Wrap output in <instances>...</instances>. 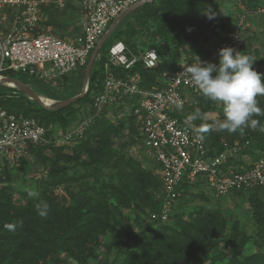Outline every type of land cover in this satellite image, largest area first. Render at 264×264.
<instances>
[{
    "label": "trees",
    "instance_id": "obj_1",
    "mask_svg": "<svg viewBox=\"0 0 264 264\" xmlns=\"http://www.w3.org/2000/svg\"><path fill=\"white\" fill-rule=\"evenodd\" d=\"M65 2L63 9L54 4L43 6L45 16L40 27L62 29L65 22H59L57 16L63 15L65 8L74 2L81 9V0ZM241 3L247 10L245 23L250 14H259L264 19V13L256 12L264 6V0H241ZM238 13L239 7L234 12L222 13L215 0H154L127 14L113 30L93 63L87 92L70 105L48 109L22 92L4 87L7 89L0 93V106L44 125L49 142L31 144L29 157L18 166L5 168L0 175V264H264V197L253 194L264 187L247 194L249 207L244 211L250 216L249 229L240 225L238 218L230 221L231 216L221 209L208 206L212 203L205 191L210 187L203 176H198L195 182H181L180 195L166 221L151 218L160 212L164 196L158 167L143 153L138 157L130 153L138 134L134 116L127 113L137 98L117 97L94 117L81 137L70 144L55 142L95 114L93 102L104 91V65L115 41L124 42L129 57L138 56L145 44L153 47L159 63L146 68L137 60L129 69L110 65L114 76L139 74L141 88H159L161 80L174 74L183 62L207 56L213 38L217 43L223 42ZM245 23L240 29L242 53L261 67L257 72L264 73V54L242 43ZM107 42L108 48L104 50ZM80 68L76 82L66 91L62 86H66L69 78L64 75L58 79L57 87L61 85L64 91L55 92L62 99L80 93L86 64ZM10 75L13 72L2 73L4 77ZM32 87L48 97L39 86ZM192 98L197 103L189 112L192 114L199 108L203 118L197 120L209 128L203 133L208 155L220 153L225 144L242 146L227 161L224 171L228 167L242 171L250 166L244 164L242 156L256 153L253 161L264 152V114L254 115L252 119L259 123L256 127L249 125L242 133L217 132L211 129L224 119L223 106L201 93L193 94ZM256 99L257 106L264 111V96ZM208 113L216 116L207 119ZM30 159L38 168L36 175L30 177V188H22L14 182L21 176L12 171L20 168L25 172ZM58 189L65 193L62 199L56 195ZM233 193L238 199H246L243 191ZM196 198L206 204L194 205L189 201ZM42 202L48 204L47 215L43 217L36 210V205Z\"/></svg>",
    "mask_w": 264,
    "mask_h": 264
},
{
    "label": "built area",
    "instance_id": "obj_2",
    "mask_svg": "<svg viewBox=\"0 0 264 264\" xmlns=\"http://www.w3.org/2000/svg\"><path fill=\"white\" fill-rule=\"evenodd\" d=\"M138 1L81 0V31L70 42L44 32L40 27L45 16L42 7L54 4L63 9L65 0H0V8L6 6L15 10L11 14L13 20L9 28L0 31V76L5 71H11L54 81L72 73L87 64L90 53L113 19ZM240 9L236 23L229 25L228 36L223 42L208 46L209 54L198 57L201 61L218 63V50L223 47H232L244 55L240 29L245 23L247 10L243 4ZM256 12L264 13V6ZM128 52L122 41H115L109 47L108 61L104 65V91L93 102L95 114L66 131L55 140L56 143L70 144L81 137L94 117L117 97H135L137 100L127 113L133 115L136 122L138 135L134 147L141 148L144 155L158 167L162 181L163 204L159 213L152 214V219H168L175 199L180 195L178 188L184 180L195 182L198 176L205 177L217 197L264 187V152L242 171L235 172L230 167L224 171L227 161L236 156L242 146L235 143L228 147L225 144L223 151L210 156L206 152L203 133L196 132L197 128L206 127V123H199L197 119L187 121V116L191 114L188 109L197 103L192 95L200 92L183 71L195 59L183 62L174 74L163 78L161 87L143 89L139 74L116 78L110 71V65L129 69L137 60H141L146 68H153L159 63L156 49L147 47L140 55L131 57ZM253 67L255 70L261 68L255 60ZM178 104L182 108H178ZM47 131L34 118L7 111L0 106V175L5 168L18 166L22 159L29 157L31 144L48 143Z\"/></svg>",
    "mask_w": 264,
    "mask_h": 264
},
{
    "label": "clouds",
    "instance_id": "obj_3",
    "mask_svg": "<svg viewBox=\"0 0 264 264\" xmlns=\"http://www.w3.org/2000/svg\"><path fill=\"white\" fill-rule=\"evenodd\" d=\"M218 57V63L201 61L196 57L190 66H185L183 72L205 98L223 106L224 119L211 130L242 133L249 125L257 126L259 122L252 119L254 115L264 114L257 106L256 99L257 96H264V73L254 69L252 57L242 55L232 47L219 49ZM177 107L182 108V105L178 104ZM202 118L203 114L197 108L187 116V121ZM207 131V127L196 129L197 133ZM36 210L40 216H46L48 204H37Z\"/></svg>",
    "mask_w": 264,
    "mask_h": 264
},
{
    "label": "rangeland",
    "instance_id": "obj_4",
    "mask_svg": "<svg viewBox=\"0 0 264 264\" xmlns=\"http://www.w3.org/2000/svg\"><path fill=\"white\" fill-rule=\"evenodd\" d=\"M215 1L220 5V11L222 13H225V10L229 12L231 11L234 12L236 11V9H238V7L240 9V5H242L241 0H215ZM74 3H72V5H69L68 7L65 8V10L62 12L63 15L57 16V19L59 22L60 21L62 22L63 20L65 22L62 29H58L55 27L43 28L42 26H41V29L44 32L55 35L57 38H60V39L64 38L66 40H69L70 42H73V39L79 33V26L77 25V21L79 20V15L81 11L80 7H76V4ZM14 11L15 10L13 8H9L6 6L0 8V31L2 30L3 27H5V29L9 28L11 24L10 22L13 20L11 14ZM238 14H236V17ZM241 31H242V38H243L242 43H244L245 45L250 44L252 47H256L259 50V52L264 54V19L261 18L259 14H250L249 18L247 19L245 23V28H243V30ZM216 41L217 39L213 38L211 42L216 43ZM108 44H109L108 42L105 43L103 47L104 50L108 48ZM147 47L149 46L146 44L142 46L141 53ZM80 70L81 68H77L72 73L67 74V78L69 79L67 80L66 86L65 84L62 86L63 89L65 87V91L66 89L69 88L71 84L76 82L74 79L76 78L75 76L80 72ZM9 78L12 82L16 84L18 83L28 84L27 82H31L30 84L31 86L37 85L41 89L46 91L48 97L45 96V98L47 97L48 99H51V100H62L61 98L62 95H58V93L55 92V91H60V93H63L64 91L61 88V85L57 87L58 80L44 81V80L39 79L37 76L23 75L21 73H13V75H10ZM1 80L3 79H0V82ZM4 87L5 85H0V93L7 89V88L5 89ZM22 93L31 100H34V98L36 97L38 100H34V101L37 102V104H39L40 106L46 107L48 109H52L51 105L47 103V101L44 99V96L41 93L38 94L36 91L35 92L32 91L29 93H24V92ZM215 116H216V113H208L207 119L213 118ZM130 153L138 157V156H141V153H143V151L141 148L133 147L130 149ZM256 156H257L256 153H251L249 156H247V158L248 160L249 159L251 160V159H254ZM30 160L31 161L27 163L28 167L25 168V172H23V170H21L20 168H16L12 171L13 173H16L17 175L21 176L20 178L16 177V179H14V182L22 185V188L23 187L30 188V183H31L30 177L36 175L35 170L36 168H38L34 166V164L32 163V159ZM205 192L209 195L210 201L212 203V205H208V206L212 207L213 209L215 208L221 209L229 217L231 216L230 221L232 219L238 218L240 225H244L247 229L250 228V222L248 219V217H250L249 213L244 211L247 209V207H249V204L247 202V198H248L247 194H249L248 193L249 191H243L244 192L243 195L246 196V199L245 197H242V198L240 197L241 200L236 198L233 192H230L227 195L219 196V197H217L213 193V191L208 188ZM253 194H256L263 198L264 189L259 188ZM56 195H58L60 199L65 197V193L63 192L62 189L56 190ZM16 196H19V195L16 194ZM243 199L244 201H242ZM189 201L194 205L201 204L204 206L206 204L205 200H201L199 198L192 199Z\"/></svg>",
    "mask_w": 264,
    "mask_h": 264
},
{
    "label": "water",
    "instance_id": "obj_5",
    "mask_svg": "<svg viewBox=\"0 0 264 264\" xmlns=\"http://www.w3.org/2000/svg\"><path fill=\"white\" fill-rule=\"evenodd\" d=\"M152 1H154V0H140L137 3H135L134 5L128 7L124 11H122L116 18L113 19L112 23L107 28V30L105 31L103 36L98 41L95 48L93 49L92 53L90 54V57H89L88 62L86 64L83 85H82V89H81L80 93H78L77 95H75L71 98L62 99V100H51V99H48L47 97L45 98V95L42 94L44 96V99L47 101V103L51 105L52 109L53 108L58 109V108L70 105L71 103L80 99L87 92L88 87H89V77H90L91 69H92L93 63H94V61H95V59L99 53L101 46L103 45V43L106 41V39L109 37V35L113 32V30L118 26V24L123 20V18L127 14H129L130 12H132L133 10L138 8L139 6H141L145 3L152 2ZM0 77L3 78V80H1V82H0V85L12 87V88H14L20 92H24V93H29L32 91L35 92V89L29 84H25V83L24 84H19V83L16 84V83L12 82L9 77H4L2 75ZM34 100H38V99L35 97Z\"/></svg>",
    "mask_w": 264,
    "mask_h": 264
},
{
    "label": "crops",
    "instance_id": "obj_6",
    "mask_svg": "<svg viewBox=\"0 0 264 264\" xmlns=\"http://www.w3.org/2000/svg\"><path fill=\"white\" fill-rule=\"evenodd\" d=\"M80 18H81V13H80V15H79V20H80ZM79 20L77 21V25L79 26V33H80L81 28H80V25H79ZM4 29H5V27L2 28L3 31H4ZM5 30H7V29H5ZM216 43H217V42H216ZM216 43L213 42L212 44L214 45V44H216ZM241 159L244 161V164H245L246 166L251 165V164L255 161V160L252 161V159H251V160H248L247 156H242Z\"/></svg>",
    "mask_w": 264,
    "mask_h": 264
},
{
    "label": "bare ground",
    "instance_id": "obj_7",
    "mask_svg": "<svg viewBox=\"0 0 264 264\" xmlns=\"http://www.w3.org/2000/svg\"><path fill=\"white\" fill-rule=\"evenodd\" d=\"M0 79H3L2 77H0Z\"/></svg>",
    "mask_w": 264,
    "mask_h": 264
}]
</instances>
